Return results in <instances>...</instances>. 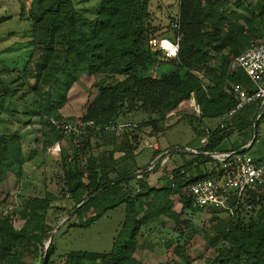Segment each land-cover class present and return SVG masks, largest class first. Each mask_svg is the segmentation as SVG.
I'll return each instance as SVG.
<instances>
[{"label": "trees", "instance_id": "16d2710c", "mask_svg": "<svg viewBox=\"0 0 264 264\" xmlns=\"http://www.w3.org/2000/svg\"><path fill=\"white\" fill-rule=\"evenodd\" d=\"M13 1L18 19L27 24L31 46L18 74L36 98L37 111L28 123L36 134L34 144L46 155L47 173L60 185L57 195L46 190L22 199L15 211L23 221L20 228L13 223V213L0 214V264H32L26 261L28 256L37 264H143L136 254L152 245L161 246L174 264H192L196 235L209 245L206 264H264V185L247 191L234 214L195 207L189 192L192 183L224 172L219 156L253 140L255 117L242 116L232 123L224 119L226 125L222 121L210 128L207 145L196 150L169 146L153 150L145 165L136 161L145 135L161 137L186 117L194 122L193 112L167 125L172 112L193 111L191 99L199 104L201 119H223L237 102L227 92L228 84L254 88L246 73L231 63L248 46L264 42V0L254 4L252 0H178L176 17L165 32L154 21L156 0H96L94 8H79L74 0ZM175 21L179 30L173 27ZM179 33L178 56L164 58L153 42L175 40ZM164 65L169 69H161ZM83 75L95 78V92L76 118L65 106ZM11 91L0 71V102L11 97ZM251 105L257 115L262 101ZM52 120L72 124L79 133L66 132ZM120 123L132 127L119 135L106 129ZM257 128L249 152H255ZM231 132L239 133L241 143L222 149ZM202 133L197 131L199 137ZM109 138L114 139L109 142ZM57 142L61 152L55 158L48 150ZM175 157L181 163L163 171L155 184L149 183L162 160L173 162ZM256 160L260 163L264 158ZM25 161L18 132L0 130V194L5 171L23 181ZM134 173L139 176L125 179ZM175 198L181 204L179 211L173 208ZM122 204L125 221L111 251H57L53 236L62 230L61 223L86 228ZM187 211L208 212L211 218L195 225L185 217ZM73 217L78 222H71ZM163 218L174 222V236H160L154 242L145 231L153 235L157 224L165 225Z\"/></svg>", "mask_w": 264, "mask_h": 264}, {"label": "rangeland", "instance_id": "374dc122", "mask_svg": "<svg viewBox=\"0 0 264 264\" xmlns=\"http://www.w3.org/2000/svg\"><path fill=\"white\" fill-rule=\"evenodd\" d=\"M79 8L95 7L96 0H74ZM254 4V0H252ZM264 4V2H263ZM178 0H156L152 5V12L154 14V21L157 26H160L162 31H166L168 24L172 23L177 14ZM9 18L2 20V17ZM19 12L13 0H0V71L2 77L11 86V97H6L0 102V130L3 133H10L12 131L18 132L19 140L22 143V153L26 161L23 164L24 178L20 181L18 177L5 171L6 181L2 187L0 194V214L5 211L13 213V223L15 227L20 228L23 221L15 213L21 207L23 198L32 197L36 195H43L44 191H51L57 195L56 190L60 183L57 182L55 177L47 173L46 155L40 153L35 143L34 128L29 125L28 117L35 114L37 111L36 98L25 89L22 81L18 79V74L22 70L24 64L30 56L31 46L27 43L29 35L27 33V24L20 21L18 18ZM160 40V38H157ZM14 69V70H13ZM163 70H168V65L162 66ZM95 78L93 76L83 75L80 77L78 84H75L70 91L68 104L65 109L76 118H79L84 112L88 104L94 96V88L92 87ZM193 101V100H192ZM190 107L193 109L191 112H172L168 115L167 125L175 124L179 118L185 115H192L195 117L194 122L184 118L177 124L170 127L161 137H152L145 135L141 140L138 148L139 154L136 161L139 164L145 165L151 158L153 150L159 149L160 151L166 150L169 146L175 148L195 147L200 144L198 130H205L206 128L214 129L216 126L222 124L224 119L214 118H197L199 115L195 112L192 102ZM251 104L246 105L239 110L233 117L226 118L230 123L239 117L250 115L254 119V124L258 125V141L255 152H249L257 158L258 156L264 157V146L261 144V137L264 135V111L256 115L255 109ZM12 111L17 112L16 115H11ZM66 113V114H69ZM175 113V114H173ZM263 114V115H262ZM224 125L226 123L223 121ZM254 128V125H253ZM232 133V134H231ZM229 136L223 141L222 149H232L241 139L238 132H231ZM114 138H109L112 142ZM95 140V139H93ZM149 144H155V147H148ZM96 149L97 142L94 141ZM51 156L57 158L58 156ZM177 158V159H176ZM171 160L163 159L160 163V170L158 173L150 175L149 183L155 184L161 177L163 171L169 172L173 170L176 164L181 163L178 157ZM48 161V160H47ZM178 162V163H177ZM208 166H210L208 164ZM52 176V177H51ZM48 186V187H47ZM173 208L177 211L181 209V204L175 198ZM185 217L191 220L195 225H201L203 222L208 221L211 215L208 212L191 213L187 211ZM165 225L157 224L154 234L150 231H145L147 237H152L154 242L160 236L172 237L174 236L173 228L174 222L170 219L163 218ZM125 221V205L122 204L116 208L110 209L105 215L93 222V224L86 228L68 227V223L62 224V230L54 233L57 251L59 253L69 251H89L106 253L112 250L114 239L117 237L122 225ZM64 222V220H62ZM71 222H78L76 217H73ZM198 245L197 251L191 253L194 258L192 264H206V254H209L208 243L200 235H196L193 239ZM161 246L152 245L145 251L138 252L136 258L141 260L143 264H174L171 255L168 253L164 255L161 251ZM161 251V252H160ZM177 260L176 258H174ZM28 263L37 264L38 260L28 256L26 258ZM178 261V260H177Z\"/></svg>", "mask_w": 264, "mask_h": 264}, {"label": "built area", "instance_id": "2783aa9c", "mask_svg": "<svg viewBox=\"0 0 264 264\" xmlns=\"http://www.w3.org/2000/svg\"><path fill=\"white\" fill-rule=\"evenodd\" d=\"M173 27L179 30V24L174 22ZM176 32V31H175ZM181 34H177L175 40L167 38L153 42L155 49L162 51L164 58H176L180 48ZM231 66L240 67L252 81L254 88L248 90L241 85L229 83L227 92L237 98L236 104L228 109L223 119L233 117L239 110L251 103L262 101L264 103V42L250 45L238 55L231 63ZM192 105L195 112L201 116L199 104L193 99ZM52 123L66 132L79 130L72 124L64 123L62 125L52 120ZM132 127L130 123L112 124L106 127L119 135L124 129ZM211 136V130L206 128L201 137L200 145H207ZM264 146V135L260 139ZM153 148L155 144H149ZM48 152L58 156L61 152L60 144H54ZM230 161H227L229 160ZM221 163L220 170L222 174H214L206 179L198 180L189 186V192L192 196L195 207L200 209L215 208L227 214H234L235 210L243 200L245 193L264 185V160L260 163L248 151L243 153H231L218 157ZM236 189L232 191V189ZM250 208L249 206H247Z\"/></svg>", "mask_w": 264, "mask_h": 264}, {"label": "water", "instance_id": "95a60500", "mask_svg": "<svg viewBox=\"0 0 264 264\" xmlns=\"http://www.w3.org/2000/svg\"><path fill=\"white\" fill-rule=\"evenodd\" d=\"M263 111H264V103H262V106H261V108H260V110L258 112V115H260ZM256 128H257V122H255V124H254V137H253L252 143L256 140V137H257ZM249 148H250V146L249 147H242V148H239L238 150H236L233 153H236V154L243 153V152L248 151ZM138 176H139L138 173H134V174H131V175L125 177V179H133V178H136ZM235 190H236L235 188L232 189V191H235Z\"/></svg>", "mask_w": 264, "mask_h": 264}, {"label": "crops", "instance_id": "0c3cea01", "mask_svg": "<svg viewBox=\"0 0 264 264\" xmlns=\"http://www.w3.org/2000/svg\"><path fill=\"white\" fill-rule=\"evenodd\" d=\"M192 100L193 99H191V102H192ZM173 114H175V113H173ZM222 125V124H221ZM200 138V137H199ZM253 143H252V141H250L246 146H244V147H249V146H251ZM200 145V144H199ZM199 145H197V146H195V147H192L191 148V150H196V148L199 146ZM242 148V147H241ZM253 150L254 151H257L258 150V148L255 146L254 148H253ZM254 157V156H253ZM255 158V157H254ZM261 158H264L263 156H258L257 158H255V159H261Z\"/></svg>", "mask_w": 264, "mask_h": 264}]
</instances>
